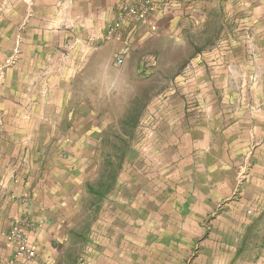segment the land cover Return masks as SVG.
I'll use <instances>...</instances> for the list:
<instances>
[{"label":"rangeland","instance_id":"374dc122","mask_svg":"<svg viewBox=\"0 0 264 264\" xmlns=\"http://www.w3.org/2000/svg\"><path fill=\"white\" fill-rule=\"evenodd\" d=\"M97 1L0 0V264H264V0Z\"/></svg>","mask_w":264,"mask_h":264},{"label":"built area","instance_id":"2783aa9c","mask_svg":"<svg viewBox=\"0 0 264 264\" xmlns=\"http://www.w3.org/2000/svg\"><path fill=\"white\" fill-rule=\"evenodd\" d=\"M169 0H120L117 6L115 18L106 29L107 38H119L121 33L128 31L129 26L135 27L148 23L154 11L161 10L167 6ZM128 51L127 45L121 50V54L115 57V65L123 64L124 57ZM12 245L15 250V258L21 259L22 264H28L33 258V252L29 247L28 240L21 230L15 229L12 233Z\"/></svg>","mask_w":264,"mask_h":264},{"label":"crops","instance_id":"0c3cea01","mask_svg":"<svg viewBox=\"0 0 264 264\" xmlns=\"http://www.w3.org/2000/svg\"><path fill=\"white\" fill-rule=\"evenodd\" d=\"M119 0H112L111 5L109 6V9L115 10L117 9V2ZM188 0H169V3L167 6L161 10L154 11L152 15L149 18V24L147 26L145 25H139L138 27H134V29L130 32L126 31V41L128 44L131 42L132 37H136L140 32L149 31L150 32H156V33H165L169 31L170 28L176 27L179 24H182V9L187 4ZM97 3L99 4V13H98V20H100L102 17L106 16L107 7H106V0H98ZM102 9V10H101ZM102 11V12H101ZM112 12V15L114 14ZM3 217L1 220V223L3 224V228L5 229L8 226V219L4 218V212ZM9 218V217H8ZM3 229V230H4ZM0 236V243L1 247L2 245H5V248L8 249L9 246L4 244L1 240ZM0 247V251L2 252V248Z\"/></svg>","mask_w":264,"mask_h":264}]
</instances>
